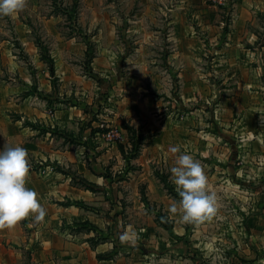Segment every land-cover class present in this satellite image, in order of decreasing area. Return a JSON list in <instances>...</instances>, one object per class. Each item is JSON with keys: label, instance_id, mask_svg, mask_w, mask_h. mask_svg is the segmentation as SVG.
I'll return each instance as SVG.
<instances>
[{"label": "crops", "instance_id": "1", "mask_svg": "<svg viewBox=\"0 0 264 264\" xmlns=\"http://www.w3.org/2000/svg\"><path fill=\"white\" fill-rule=\"evenodd\" d=\"M231 1L234 22L240 28L234 32L233 42L226 44L236 51L234 58H241L236 63H224L230 53H225V47L218 48L222 61L212 65L209 73L206 69L200 72L201 67L190 54L193 46L189 38H195L193 31H182L181 36L176 25L172 26L169 35L179 42L170 64L179 71L182 89L174 99L173 113L169 114L181 107L185 116L174 120L168 116L166 121V113L160 115L163 119L153 121L149 98H142L141 89H129V82L135 80L136 74L123 78V82L116 81L112 75L116 71V53L110 39L96 45L94 67L107 78L100 84L62 61L77 50H87V46L74 35L65 37L58 31L59 16L38 15L36 0H27L28 10L11 16L17 44L34 63L30 70L14 55L13 44L0 40V149L8 144L27 150L30 171L26 187L38 193L47 215L43 223H35L30 215L14 229L0 231V264H260L264 261L261 249L264 240V44L261 40L264 33L258 29L264 0ZM37 18L42 23V36L33 32L32 23ZM0 34H6L1 19ZM44 52L54 58L55 70L42 60ZM135 62H139L135 66L140 69L141 62ZM218 74L221 80L225 79L221 81L223 88L212 78ZM54 77L59 78L58 88L53 84ZM72 82V86L80 83L77 88L66 89ZM78 84L83 87L78 89ZM108 84L114 85L109 91L115 95L119 90L134 91V95L124 94L106 103L114 114L105 118L107 125L131 122L138 133L152 135L141 145L135 158L124 155L120 158L122 151L117 142L105 136L108 130L97 128V123L100 126L104 123L91 117L92 113L81 105L64 102L69 96L71 101H76V96L84 99L79 94L88 96L94 88L97 100L98 96L103 97L101 92ZM217 91L221 93L219 96ZM87 102L90 103V98ZM26 121L31 124L26 125ZM121 131L126 140V130ZM175 146L180 147L181 153L170 151ZM185 152L202 164L208 177V190L216 194L218 210L213 219L198 225L183 223L179 214L170 218V224L155 221L137 224L129 220L133 210L142 214L144 208H150L149 199L144 200L142 194L144 204L135 209L131 201L127 204L121 201L133 193L127 188L135 182L147 183L150 198L158 204V210L162 207V212L169 216V205L180 198L174 200L165 193L154 168L175 166V156ZM127 160L138 168L126 167L130 163L126 165ZM152 208L151 213L156 212ZM83 222L96 226L98 231L81 227ZM124 233L129 239L122 243L119 236Z\"/></svg>", "mask_w": 264, "mask_h": 264}, {"label": "rangeland", "instance_id": "2", "mask_svg": "<svg viewBox=\"0 0 264 264\" xmlns=\"http://www.w3.org/2000/svg\"><path fill=\"white\" fill-rule=\"evenodd\" d=\"M31 1V0H30ZM35 11L43 16H59L56 19V27L65 37L72 36L76 37L78 41L86 43L87 50H77L65 56L62 61L69 62L74 68L78 69L79 74H87L91 81L98 82L101 84V80H106L105 76L100 75L96 72L94 67L95 57L99 43H107L110 39L112 50L115 51L116 57V71L112 72L115 75L116 81L120 80L123 82V78H126L132 74H136L135 80L129 82V89L139 90L141 89L142 98H149V108L152 110L153 121L163 119L160 115L165 114V121L168 119H182L185 116L183 108H177L176 112L172 115L174 110L175 97L180 95V76L179 71L175 66L170 64L171 55L174 52L175 45L179 42L173 39L169 35L171 33L172 26L176 25L180 31V35L184 34L182 31L190 30L193 31L195 38L189 41L193 46V52H191V59L201 67L200 72L206 71L209 73L215 63L222 61L221 52L217 53L218 48H226L225 53H230L228 57L224 58V63H236L241 58H234L236 56L234 52L228 47L226 43L233 42L232 38L234 32L240 28L239 25L234 22V8L231 0H225L226 3L215 2L214 0H36ZM32 8V7H30ZM28 7H25L26 12ZM262 18L259 21V27L261 33H264V10H262ZM1 26L6 30V34H0V40H7L13 44L14 55L18 59L24 61L30 70H32V64L34 63L33 58L24 53L17 41L14 34V23L12 22L11 16L0 15ZM176 20L177 22H172ZM33 32L37 35H41L42 23L40 18H37L36 22L32 23ZM231 34V38H230ZM4 35V36H3ZM42 36V35H41ZM184 39L188 38H182ZM40 39L37 41L39 42ZM112 40V41H111ZM181 41V43L183 42ZM264 44V40H261ZM189 43V44H190ZM235 46V44H234ZM50 55V53H49ZM50 56H42V60L48 64L50 69H54V63L51 65L48 59ZM54 60V58H52ZM134 60V62L129 61ZM235 59V60H234ZM141 62L140 69L135 66ZM232 61V62H231ZM213 65V66H212ZM53 66V68L51 67ZM232 67V66H231ZM229 66V68H231ZM234 70V69H231ZM230 74V71H229ZM234 74V73H233ZM6 77V74H3ZM8 78V77H6ZM218 82V87L221 86L222 76L219 74L213 76ZM113 80V76L110 78ZM58 77H54L53 84L57 88ZM140 81V83H139ZM77 83L69 86L66 89L71 90L77 88ZM114 84H117L116 82ZM78 89L83 87V84H78ZM114 85H104L103 97L98 96L96 100V88L93 93L87 94L88 96L81 95L84 99H78L71 101L72 97L65 100V104L69 105H81V108L86 112L92 114L91 117L97 119L98 122L104 123L101 126L97 123V128L103 129V131L110 129L123 128L126 130L127 136L124 142L116 141L119 149L124 148V154L120 152L119 157L124 158L135 156L133 151V145L135 138H138L133 129L136 130V126H132L131 122L122 121V123L114 122V125L108 126L105 118L109 115L112 117L114 114L111 112L113 108L106 106V103H111L115 99H119L125 95L132 96L134 91L121 92L113 94L109 91ZM120 88L121 87H117ZM76 90V89H75ZM92 90V89H91ZM223 92V91H221ZM100 94V95H101ZM112 94L110 97H108ZM221 93L217 91L219 96ZM71 97V98H70ZM86 97V98H85ZM93 97V99H92ZM90 98V103L89 101ZM105 98V99H104ZM110 98L111 100H108ZM97 101V104H96ZM104 101V102H103ZM50 103V102H49ZM111 109V110H110ZM99 114V116H96ZM102 114L103 116H101ZM180 114V115H179ZM187 115V114H186ZM102 119V120H101ZM116 117H114V120ZM111 122V121H110ZM113 123V122H111ZM90 124V123H89ZM120 124L121 127L118 126ZM171 125V124H170ZM147 137L144 142L152 135H144ZM149 137V138H148ZM138 142V139L136 140ZM130 143V145H129ZM144 143V144H145ZM3 149V147H2ZM139 155V154H138ZM130 162V163H129ZM126 167L138 168L131 165V161H126ZM171 165L155 166L154 175L159 180L165 193L172 199L180 198L175 190V185L170 180V169ZM131 168V169H132ZM136 170V169H134ZM142 171L141 169H139ZM118 175V174H117ZM128 191L129 196L121 198L125 204L131 201V206L138 207L142 202V195H145L148 200L149 209H154L156 212H152L148 208L143 209V213H136L137 210L132 211L127 217L129 220L137 224H146L149 221L162 222L170 224V218L167 213L162 212V207L158 210V204L150 198L149 187L147 183H137L130 186ZM137 191V193H136ZM147 195V196H146ZM130 197V198H129ZM144 204V203H143ZM148 207V206H147ZM157 208V210H156ZM135 209V208H133ZM153 210V211H154ZM121 211V210H120ZM161 211V213H157ZM163 215L164 218L160 216ZM160 216V217H159ZM262 252L264 253V240L262 239ZM260 264H264L261 261Z\"/></svg>", "mask_w": 264, "mask_h": 264}, {"label": "clouds", "instance_id": "3", "mask_svg": "<svg viewBox=\"0 0 264 264\" xmlns=\"http://www.w3.org/2000/svg\"><path fill=\"white\" fill-rule=\"evenodd\" d=\"M27 0H0V15L13 16L23 11ZM173 154L181 153L179 146L172 147ZM30 167L28 152L21 146L5 144L0 149V231L12 230L21 221L34 216L35 223H43L47 210L40 203L38 193L26 187ZM170 180L175 185L179 201H173L167 212L169 218L179 214L186 224H203L217 214V198L208 190V177L202 164L192 155L175 156V166L170 169ZM128 242V234L119 236Z\"/></svg>", "mask_w": 264, "mask_h": 264}, {"label": "trees", "instance_id": "4", "mask_svg": "<svg viewBox=\"0 0 264 264\" xmlns=\"http://www.w3.org/2000/svg\"><path fill=\"white\" fill-rule=\"evenodd\" d=\"M50 56L49 55V53L48 52H44L43 54H42V56ZM48 61H49V63L52 65L53 63H54V60L51 58V59H48ZM52 68H53V66H51ZM52 71H53V69H51ZM25 124L26 125H30L31 123L29 122V121H26L25 122ZM133 132L135 133V135L138 137V138H135L134 139V142L132 143V145H133V151H134V154H135V156H134V158L135 157H137L138 156V154L140 153V147H141V145L144 143V140L147 138V137H145L142 133H138L136 130H134L133 129ZM138 139V142L136 141ZM121 151H122V153L124 154V148L123 147H121ZM133 158V157H132ZM86 186H88V187H90V185H87L86 184ZM144 200H146V198L144 197ZM160 216L162 217V218H164L163 217V215L162 214H160ZM159 216V217H160ZM162 222H164V221H162ZM80 225H82L81 227H84V228H86L88 231H91V230H93L94 232H97L98 231V228L96 227V226H94V225H92V224H90V223H88V222H83V223H80ZM101 257V256H100Z\"/></svg>", "mask_w": 264, "mask_h": 264}, {"label": "built area", "instance_id": "5", "mask_svg": "<svg viewBox=\"0 0 264 264\" xmlns=\"http://www.w3.org/2000/svg\"><path fill=\"white\" fill-rule=\"evenodd\" d=\"M214 1L219 3H226L225 0H214ZM105 136L109 140L120 141V142L125 140L124 133L119 129H114V128L110 129L107 131Z\"/></svg>", "mask_w": 264, "mask_h": 264}]
</instances>
